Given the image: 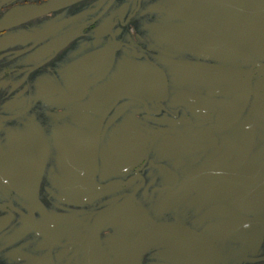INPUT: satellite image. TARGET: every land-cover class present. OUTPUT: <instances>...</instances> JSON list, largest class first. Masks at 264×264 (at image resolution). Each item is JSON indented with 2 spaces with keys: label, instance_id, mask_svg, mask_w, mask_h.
<instances>
[{
  "label": "flooded vegetation",
  "instance_id": "1",
  "mask_svg": "<svg viewBox=\"0 0 264 264\" xmlns=\"http://www.w3.org/2000/svg\"><path fill=\"white\" fill-rule=\"evenodd\" d=\"M0 264H264V0H0Z\"/></svg>",
  "mask_w": 264,
  "mask_h": 264
}]
</instances>
